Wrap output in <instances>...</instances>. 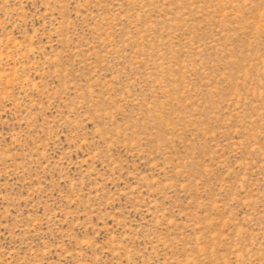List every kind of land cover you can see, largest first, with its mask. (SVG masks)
I'll return each instance as SVG.
<instances>
[{"label": "rangeland", "instance_id": "obj_1", "mask_svg": "<svg viewBox=\"0 0 264 264\" xmlns=\"http://www.w3.org/2000/svg\"><path fill=\"white\" fill-rule=\"evenodd\" d=\"M0 264H264V0H0Z\"/></svg>", "mask_w": 264, "mask_h": 264}]
</instances>
